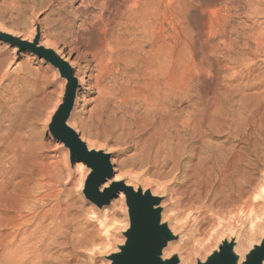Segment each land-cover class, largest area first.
Returning <instances> with one entry per match:
<instances>
[{
	"label": "bare ground",
	"instance_id": "obj_1",
	"mask_svg": "<svg viewBox=\"0 0 264 264\" xmlns=\"http://www.w3.org/2000/svg\"><path fill=\"white\" fill-rule=\"evenodd\" d=\"M7 1V3H11L12 9H15V14L16 9L21 8L20 5L23 2L22 0ZM248 3L251 5L250 8L254 15L264 14V9L254 4L264 3V0H248ZM87 4L89 3L87 2ZM92 4L99 8L100 15L96 22L85 23L80 31H74V23L71 21L64 19L58 21L62 27L61 33L72 38L73 51L78 53L77 59H74L63 47L50 42L45 37L44 31L42 38L40 31L38 46L52 49L62 61L75 69V77L79 86L68 124L78 131L75 120L77 114L81 112V103L84 101L87 103L83 88L89 85L90 90L95 89L100 95L96 99V106L90 111L91 121H97L101 125L109 126L114 132L127 134L131 137L133 135L142 137L141 134L144 132L149 134L147 142L153 141L151 143L153 146L148 143L147 145L154 147L158 143L159 150L164 154L166 161L180 163L190 158L187 154L194 148H201L202 146L197 145L201 142L204 143L207 138H225L223 144L218 146L219 153L214 155L215 165L208 168L210 165L208 162L212 161L214 157L205 159L208 162L204 161L207 162L205 163L207 176L216 178V187L212 193L211 202L185 212L182 209L183 195L188 194V190L183 189L185 183H178L174 187L172 183H156L157 187L153 194L163 199L161 203L163 220L168 222L169 228L175 235L179 234L180 238L169 244L165 256L178 251L183 263L196 264L198 257L205 259L206 254L214 249L212 248L204 255L207 248L213 245L214 240L221 233L220 229L226 224L230 229L236 231H227L217 240L225 234L235 235L237 239L235 253L243 257L249 251L250 244L254 241L260 242L261 235L264 234V224L260 225L264 223V203H262L264 185L255 194L253 200L245 201L246 206L241 209L239 214L237 213L228 220H220L219 225L211 232L209 230L211 229V227L209 228L210 213L213 212L217 204L219 206L226 203L223 192L231 185L232 175L228 164L233 163L236 159L242 160L245 153L241 146L246 145L251 137L255 140L264 139V90L251 95L249 91L254 87L251 84L245 85V88L241 85L225 84L220 88L221 102L214 103L212 108L200 107L201 105L197 102L199 100L196 98L198 94L195 95L196 84L190 86L188 84L189 87H185V89L183 88L185 85H182L183 89H180L176 86L178 80H176L177 83H174L175 80L171 77H174L176 73L173 75L169 73L170 65L174 63L170 64V54L168 55L169 51H167L166 24L169 11L167 3H154L153 1L151 3V0H96ZM64 9L65 7L62 10ZM0 32L28 42H33L36 35L35 33L33 38L22 37L3 25H0ZM262 38V41H258L260 42L258 50L264 46V36ZM8 47H12V51L19 54L17 46H11L8 42L0 40V53ZM24 53L30 52H21L20 56L25 55ZM30 55L32 57L29 59H39V62L47 64V68L51 67L54 77L58 76L60 79L62 88L64 85L65 94L66 81L61 78L59 70L43 57L32 53ZM17 58L19 59L18 56ZM77 60L84 61L83 69H88L89 75L86 73L83 75V71L81 72L77 66ZM19 66L22 69L25 68L24 64L20 63ZM172 69L174 68L172 67ZM251 71L253 72V70ZM178 72L180 73L181 70ZM176 77L178 78V76ZM91 81H95V84L91 85ZM180 82L183 83L181 80ZM41 90L32 96L34 107L42 108L51 102L48 99L49 95L42 96L43 91ZM44 94H46L45 91ZM172 95H174L173 98L177 96L180 107L188 104V109L184 110L179 107L177 112L174 109L177 114L173 112L175 114L173 115L170 111L171 106L169 108ZM16 97L1 105L0 110L8 112L11 107L23 105L28 100L24 98L17 101ZM256 101H258L257 106L253 105ZM14 102H17V106L9 107ZM236 105H238V109H236ZM55 111H52L53 114ZM208 114H210V121H208L210 124L207 122L209 128L206 130L203 120ZM2 132L3 123H0V141L4 139ZM49 134L57 142L52 132ZM145 137L143 136V138ZM81 139L87 143L90 149L103 150L110 154L113 165L115 160H112L111 149L91 143L82 135ZM129 141L131 140L129 139ZM57 143L58 149L62 150L65 156L68 153L69 158V152L65 149V145L61 142ZM255 143L258 144V141ZM229 144L232 146H228ZM148 149L150 151V148ZM151 151L153 152V150ZM158 157L160 158V156ZM5 159L0 161V264H87L84 259L86 254L94 262H97L98 258H106L118 251V243L124 242H122V238H118L114 250L112 244L108 247L105 236L110 233L109 227H113L115 224L120 226L115 225L116 227L111 229L113 231L119 229V234L129 227V220L126 224L120 221L121 216L126 219L127 215L128 219L124 192L120 191L110 204L103 208H98L87 199L84 200L92 208L90 213L92 219L98 223L94 228H90L89 224L81 222L82 220L76 222L80 218L79 215L71 216L70 211L74 203L58 199L49 185H47L49 189L46 190L47 192L44 190L43 184H39L38 187L28 186L29 189H26L21 187L22 183L15 182V186L8 188L6 180L8 171L4 167ZM16 164V157L10 158L7 162V165L11 167H15ZM74 167L75 172L82 178L85 177L86 170L87 176L90 172L82 161L75 162ZM204 168L206 169L205 166ZM113 171L115 174L107 179L102 189L109 188L114 183H123L135 190L140 187L126 177L116 175L117 170L114 166ZM146 184L149 183L146 182ZM80 186H82L81 181ZM188 201L191 206L197 204V201L192 202L190 199ZM259 228L262 229L260 238L257 233ZM104 232L106 233L104 234ZM207 240L209 241L205 243ZM102 262L106 263L103 259Z\"/></svg>",
	"mask_w": 264,
	"mask_h": 264
},
{
	"label": "rangeland",
	"instance_id": "obj_2",
	"mask_svg": "<svg viewBox=\"0 0 264 264\" xmlns=\"http://www.w3.org/2000/svg\"><path fill=\"white\" fill-rule=\"evenodd\" d=\"M22 1L21 8H17L15 14L11 3H7V0H0V25L28 38H33L37 28L41 27L42 38L44 31L45 37L50 42L63 47L67 53L77 59L78 53L73 51L72 38L61 33L62 27L58 21L61 19L71 21L74 23V31H80L85 23L97 21L100 10L92 4L96 0H85V2L84 0ZM152 1L167 3L169 6L166 24L167 51H169L168 55L170 54V64L174 63L170 65L169 73L177 74L174 77L170 76L174 78V83L178 80L179 84L177 83L176 86L180 89L196 84L195 95L198 94L196 98L199 100L197 102L201 105L200 107L212 108L214 103L221 102L220 88L225 84L241 85L244 88L245 85L251 84L254 86L249 91L251 95L264 90V46L260 50L257 49L260 46L258 41H262L264 36V14L254 15L248 0H151V3ZM254 4L264 9V3ZM64 7L65 9L62 10ZM262 33L263 36H261ZM11 48H4L0 53V85L3 83L0 86V106L16 96L17 101L24 98L28 100L25 104L15 108L11 106H17V102L10 104L11 108L8 112L0 110V123H3L2 134L4 135V139L0 141V161L6 158L4 167L8 171L7 187L15 186V182L22 183L21 187L26 189H29L28 186L38 187L39 184H43L46 191L49 190L47 187L49 185L58 199L74 203L70 211L71 216L79 215L80 218L76 222L82 220L81 222L89 224L88 227L94 228L98 223L92 219L90 214L92 208L84 201L86 198L83 194L88 172L86 170L84 178L75 172V167L72 172L67 151V156H65L62 150L58 149V143L50 137L48 130V123L64 94V85L62 88L60 79L58 76L54 77V71L51 67L47 68V64L39 62V59H29L32 57L30 53H24L25 55L18 59L17 52L15 54ZM20 63L24 64L25 68L18 67ZM76 63L80 71H83V75L90 74L88 69H83L85 66L83 60H77ZM171 66L174 69L171 70ZM176 66L180 68V73ZM180 80L183 83L186 81V84L181 83ZM87 81H89L88 78ZM94 84L95 81H91V85ZM182 85L185 86L182 88ZM88 87L89 85L82 87L87 103L85 101L81 103V112L77 114L75 123L84 139L112 150L116 175L126 177L137 186L150 187L153 191L156 190V183H172L173 187L178 183H185L183 189L188 190V194L183 195L182 201V209L185 212L196 207L200 208L212 201L216 178L207 176L205 163L208 161L205 159L212 158L219 153L218 146L223 144L225 138H207L204 143L197 145L202 146L201 148H194L187 154L190 158L180 163L166 161L164 154L159 150L158 143L152 147L153 141L147 142L149 134L142 133L141 136L147 135L145 138L134 135L131 137L114 132L107 125L91 121L90 111L96 106V99L100 95L97 90H90ZM40 90L43 91L42 96L49 95L48 99L51 101L46 104L47 107L44 106L45 108L32 105V96ZM173 97L174 95L169 101L171 113L177 112L180 107L177 96ZM253 105L257 106L258 101ZM187 107L188 104H185L180 108L185 110V108L188 109ZM174 113L173 115L177 114ZM208 121H210V114L203 120L206 130L209 128L208 123L210 124ZM255 141H258V144ZM241 147L245 153L242 160L236 159L228 164L232 175L231 185L223 192L226 203L219 206L217 204L210 213V232L219 225L220 220H228L237 213L239 214L241 209L245 208L246 202L253 200L255 194L264 185V139L255 140L251 137L248 143ZM12 157L17 158L15 167L7 165ZM212 161L208 162V165H211L208 168L215 165V157ZM80 181L82 186H80ZM189 199L192 202L197 201V204L191 206ZM262 199L264 203V198ZM121 217L120 221L126 224L127 215L126 219L124 216ZM115 225L109 227L110 233L108 232L109 234L105 236L108 247L112 244L114 250L118 238L124 241V237L119 234V229L112 230L120 226ZM220 230H222L221 233L214 240L213 245L207 248L204 255L215 248L217 239L223 233L236 231L226 224ZM261 230L259 228L257 232L259 238ZM84 259L87 264H103L102 259L104 263L106 262L105 264H109L103 257L97 259L98 263L94 262L88 254Z\"/></svg>",
	"mask_w": 264,
	"mask_h": 264
},
{
	"label": "water",
	"instance_id": "obj_3",
	"mask_svg": "<svg viewBox=\"0 0 264 264\" xmlns=\"http://www.w3.org/2000/svg\"><path fill=\"white\" fill-rule=\"evenodd\" d=\"M40 31L38 27L33 42L22 41L1 32L0 40L17 46L19 58L21 52L43 57L53 64L59 70L61 78L65 79V94L52 116L48 129L55 140L63 143L68 150L72 170L77 161H82L90 170L83 189L85 198L98 208H103L109 205L120 191L126 195L129 227L120 233L124 242L118 243V251L105 259L109 264H188L181 261L178 251L165 256L169 244L180 238L179 234L172 232L168 222L163 220V199L154 195L152 188L140 186L135 190L123 183H114L111 187L102 189L107 179L114 175L111 155L103 150L90 149L81 139L80 133L68 124L79 86L75 69L62 61L52 49L38 46ZM236 246V236L225 234L217 241L215 248L206 254L205 259L197 258L196 264H264V234L261 235L260 242L254 241L250 244L249 251L243 257L235 253Z\"/></svg>",
	"mask_w": 264,
	"mask_h": 264
}]
</instances>
